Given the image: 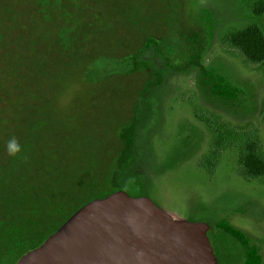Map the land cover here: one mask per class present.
<instances>
[{
	"label": "rangeland",
	"instance_id": "1",
	"mask_svg": "<svg viewBox=\"0 0 264 264\" xmlns=\"http://www.w3.org/2000/svg\"><path fill=\"white\" fill-rule=\"evenodd\" d=\"M43 1L0 0L5 32L0 40V203L21 197L30 203L31 191L41 194L42 187L55 185L52 163L63 169L75 157L80 165L92 160L106 168L103 147L116 129L110 118L101 123L91 118L110 117L122 105L105 86L132 67L148 65L155 79L147 89L153 95H147L155 110L145 126L137 124L130 141L135 152L125 158L144 185L131 183L124 190L149 196L174 218L207 222L219 264H264V178L238 175L237 148L221 151L213 174L200 167L214 131L196 116L202 111L231 128L254 130L264 154V66L246 62L220 42L226 30L253 23L264 33V14L251 10L255 0H169L174 12L168 31L150 35L137 57L109 60L106 67L72 61L73 49L57 55L56 9L49 6L52 1ZM34 3L41 7L32 14ZM12 31L17 32L14 41L9 40ZM64 57L70 60L65 67L59 62ZM38 64L47 66L45 72ZM146 108L140 105L138 121ZM12 137L22 149L15 157L6 152ZM32 161L37 170L29 179L10 183L9 172L20 177ZM105 178L99 180L103 186Z\"/></svg>",
	"mask_w": 264,
	"mask_h": 264
},
{
	"label": "trees",
	"instance_id": "2",
	"mask_svg": "<svg viewBox=\"0 0 264 264\" xmlns=\"http://www.w3.org/2000/svg\"><path fill=\"white\" fill-rule=\"evenodd\" d=\"M183 1L181 0L182 3ZM48 2H51L49 6L56 9L54 14L59 23L55 31V46L53 45L57 55H68L73 49L72 61L80 59L84 63L88 61L90 66L97 64L100 67H106L109 60L118 62L137 57L150 35L162 36L165 30L168 31V23L173 14L169 0H44L42 5ZM29 6H33L32 14H35V9L37 11L36 6L41 7L37 3ZM251 10L257 16L263 15L264 0H255ZM16 33L10 32L9 40H16ZM3 37L5 32L0 29V40ZM220 42L224 48L238 50L246 62L264 66V33L258 24L226 30ZM64 59L59 62L65 67L70 60ZM53 63L51 59L46 65L51 67ZM38 65L45 72L44 67L47 66ZM143 66L132 67L126 76H117L114 84L111 82L108 85L109 88L105 86L111 96L122 105L110 117L107 113L91 118L96 123H101L97 122L100 119L110 118L111 126L116 129L113 138L103 147L108 155L106 168L100 162L92 160L80 165L75 157L63 169L52 163L50 176L57 183L52 187H42L40 193L44 194L43 197L31 191L30 203L22 197L17 201L8 198L4 204L0 203V264H14L24 253L38 247L75 210L93 198L124 190L131 183L144 185L141 175L131 171L129 166L132 162L125 159L127 152H132V149L133 154L135 152L130 141H134L137 124L145 126L150 119L149 114L155 110L149 104L153 100L147 95V92L152 94L147 89H152L154 85V69L148 65ZM144 104L148 108L141 115L142 120L138 121L136 114L140 105ZM124 107L128 112H124ZM196 116L214 131L212 145L209 152L200 159V167L213 174L221 151L225 148H237L240 154L238 175L246 179L264 178V154L254 130L231 128L202 111L196 113ZM34 165V161L28 163L20 177L14 176L13 171L9 172L10 183H16L17 179L21 181L20 178L29 179L37 170L33 169ZM102 175H106V186L109 188L99 183ZM26 196L27 193L24 197ZM54 220H58L57 224L47 230V226ZM209 232L210 230L208 235ZM217 237L218 234L216 239ZM209 238L215 250L212 232Z\"/></svg>",
	"mask_w": 264,
	"mask_h": 264
},
{
	"label": "water",
	"instance_id": "3",
	"mask_svg": "<svg viewBox=\"0 0 264 264\" xmlns=\"http://www.w3.org/2000/svg\"><path fill=\"white\" fill-rule=\"evenodd\" d=\"M208 230L120 189L80 206L14 264H217Z\"/></svg>",
	"mask_w": 264,
	"mask_h": 264
},
{
	"label": "clouds",
	"instance_id": "4",
	"mask_svg": "<svg viewBox=\"0 0 264 264\" xmlns=\"http://www.w3.org/2000/svg\"><path fill=\"white\" fill-rule=\"evenodd\" d=\"M22 151L21 145L15 137H12L6 143V152L9 156H17ZM26 159V157H25Z\"/></svg>",
	"mask_w": 264,
	"mask_h": 264
},
{
	"label": "flooded vegetation",
	"instance_id": "5",
	"mask_svg": "<svg viewBox=\"0 0 264 264\" xmlns=\"http://www.w3.org/2000/svg\"><path fill=\"white\" fill-rule=\"evenodd\" d=\"M217 264H219V262H217Z\"/></svg>",
	"mask_w": 264,
	"mask_h": 264
}]
</instances>
